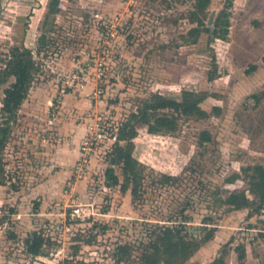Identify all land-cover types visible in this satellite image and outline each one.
Returning <instances> with one entry per match:
<instances>
[{
    "label": "rangeland",
    "instance_id": "374dc122",
    "mask_svg": "<svg viewBox=\"0 0 264 264\" xmlns=\"http://www.w3.org/2000/svg\"><path fill=\"white\" fill-rule=\"evenodd\" d=\"M196 4L0 0V73L14 46L40 65L5 149L0 264H119L124 245L131 257L120 264H138L167 226H184L200 244L184 264L223 254L225 264H264V210L221 201L235 190L253 201L255 171L243 169L264 167V0H208L201 14ZM224 13L227 32L216 27ZM14 81L0 85V109ZM184 90L209 93L200 114L180 115L170 133L136 125L141 179L137 195L131 183L124 191L123 165L114 162L120 127L140 103L180 100ZM34 232L45 239L38 256L26 247Z\"/></svg>",
    "mask_w": 264,
    "mask_h": 264
},
{
    "label": "trees",
    "instance_id": "16d2710c",
    "mask_svg": "<svg viewBox=\"0 0 264 264\" xmlns=\"http://www.w3.org/2000/svg\"><path fill=\"white\" fill-rule=\"evenodd\" d=\"M208 0H197L196 13H204L207 8ZM52 11H57L53 10ZM227 13L224 17L218 18L216 27H223V31L229 29V20ZM201 34L200 28H192L188 36L193 43H196ZM39 52L41 47L46 45V35L43 34L39 39ZM40 71V65L33 55V51L28 48L14 46L10 50L9 60L4 70L0 73V85L7 82L8 78L13 76L15 81L4 89V97L0 109V187L5 185L7 172L4 162V154L9 139L12 134L11 123L16 120V114L27 99L30 89L34 83L37 74ZM209 97L208 92H197L193 90H184L181 99L167 98L162 95H156L151 102H142L137 109L130 114L126 122L120 127L121 134L116 143L114 154L116 164L123 165L125 182L122 184L124 191L128 185L133 184L132 194L138 193L140 184L139 168L137 161L133 157V139L137 136L136 125L143 123L149 126L151 132H174L179 126V116L185 117L197 116L201 112L202 103ZM219 114L221 107H215ZM163 110L172 111V114L162 112ZM177 113V115H175ZM206 134V139H210V134ZM122 141H127L122 144ZM245 172L254 170L255 173L250 178V191L255 195L253 201L247 195L246 190H235L221 199L222 203L227 205L230 210H243L249 207H255L256 211L264 210V167L248 166L243 169ZM106 177L114 184H119V177L115 174L113 168H108ZM240 174L236 175L239 178ZM184 226H167L160 229L159 233L150 241L149 246L143 252L138 264H184L200 248L197 242H190L183 234ZM45 239L42 235L34 232L26 239L27 252L38 256L42 254ZM241 255L245 253L243 247H239ZM120 264L126 256L131 257L130 247L128 245L119 246ZM224 254L221 255L214 264H225Z\"/></svg>",
    "mask_w": 264,
    "mask_h": 264
},
{
    "label": "built area",
    "instance_id": "2783aa9c",
    "mask_svg": "<svg viewBox=\"0 0 264 264\" xmlns=\"http://www.w3.org/2000/svg\"><path fill=\"white\" fill-rule=\"evenodd\" d=\"M75 211L78 213L80 210L76 209Z\"/></svg>",
    "mask_w": 264,
    "mask_h": 264
}]
</instances>
